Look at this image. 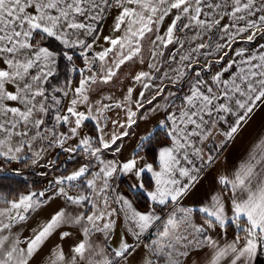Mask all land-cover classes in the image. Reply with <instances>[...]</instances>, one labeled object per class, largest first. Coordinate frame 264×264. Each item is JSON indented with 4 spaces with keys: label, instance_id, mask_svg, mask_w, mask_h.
<instances>
[{
    "label": "snow or ice",
    "instance_id": "1",
    "mask_svg": "<svg viewBox=\"0 0 264 264\" xmlns=\"http://www.w3.org/2000/svg\"><path fill=\"white\" fill-rule=\"evenodd\" d=\"M111 9L120 35L94 51ZM146 60L122 99L104 94L122 66ZM61 61L75 85L56 80ZM262 108L264 0H0V185L27 181L13 164L52 175L40 191L0 194V264H36L53 237L40 264H129L141 248V264H201L191 259L201 252L202 264H261L264 134L232 168L224 154ZM213 172L215 187L186 206ZM120 175L147 210L117 190ZM54 201L30 235L13 231Z\"/></svg>",
    "mask_w": 264,
    "mask_h": 264
},
{
    "label": "rangeland",
    "instance_id": "2",
    "mask_svg": "<svg viewBox=\"0 0 264 264\" xmlns=\"http://www.w3.org/2000/svg\"><path fill=\"white\" fill-rule=\"evenodd\" d=\"M110 14H112V16L114 17V20H115L116 15L119 14V10H117V9H111L110 10ZM167 22L168 21L166 20L165 25L162 26V28H161V31L164 30V27H166ZM106 24L107 23H106V20H105V26H103V30H101V33H100V39L98 40V42L100 44L99 45L100 50L102 49V47H107L108 46L105 43V41L103 40V37L104 36H118V35H120V33H118V32H114L113 30L107 29ZM103 25H104V23H103ZM145 55H146V53H145ZM74 59H75L76 65L77 66H80L79 64H81V63H79L77 61V58H74ZM140 70H145V71L148 70L147 69V60H146V62H145L144 65H141L139 63H129V64H125L119 70V73H118L117 78H114L113 84L103 86V92H104V94H111V95H113L114 99H116V100L122 99L124 93L127 90V88L133 86V82L130 79V76L132 74H134L135 72H138ZM140 90H141V88L137 85L136 86V91L133 94L134 95V98L138 95V93H139ZM146 95H147V93H146ZM93 98H96V97H93ZM111 115L113 116V118H115V114L114 113H112ZM144 127H145V125L144 124H141V130ZM84 131H86V129H84ZM136 143H137V141H136L135 137H133L131 139H126L125 140L124 151H123V154L121 155L120 158L121 159H124V158L128 157L129 154L132 152L133 148L135 147ZM53 155H55V154H53ZM107 158H111V153H108L107 154ZM60 160L61 161H64V163H65L67 161L66 154L61 153L60 154ZM77 166H75V167H77ZM16 167H19L21 169V171H22L23 174H26L27 171H34V172H36V173H38L40 175V173L43 171V169H40L38 167L26 168L23 164H19V165L13 164V165H10L9 166V168H16ZM54 174H57L58 175L59 173L57 172V173H54ZM40 176H41V180H42L41 181V184L39 186L35 187V188H32L31 190H34V191H40V190H42L47 185L48 181L50 179H52V175H49L47 177L42 176V175H40ZM121 179H124L126 182H128L129 185L134 182L133 179L131 177H127V176L120 175V176H118L115 179V182L114 183H115L116 186H118V189H117L118 191H120V192L124 193L125 195L129 196V198L134 201V199H133L132 195L129 193V191L126 188H124L122 186V184L120 183L121 182ZM134 203H135V201H134ZM59 204H60L59 201H55L52 205H50L49 207H47L44 210H42V212L45 213V214L46 213H51V212H53L59 206ZM2 206L3 205H0V207H2ZM137 208L139 209V207H137ZM139 210H141V209H139ZM145 210H147V209H145ZM157 212L162 217H164V213L163 212H161L160 210H157ZM165 215H166V212H165ZM36 225H37L36 220L34 219V221L32 223V219H31V220L28 221V223L26 225L21 226L20 228H15V229L20 230V231H25V232H28L30 234V231L34 227H36ZM119 234L120 233H119V230H118L116 236L114 237L113 245H115V241L118 240ZM146 235L147 236L145 237L144 243H148L151 239L155 238L156 230L155 229L150 230V232L148 234H146ZM57 242L58 241H56V243ZM143 256H144V250L141 248L140 250H138V252L134 256H132L130 258L129 264H131V263L132 264H137V262H141Z\"/></svg>",
    "mask_w": 264,
    "mask_h": 264
},
{
    "label": "crops",
    "instance_id": "3",
    "mask_svg": "<svg viewBox=\"0 0 264 264\" xmlns=\"http://www.w3.org/2000/svg\"><path fill=\"white\" fill-rule=\"evenodd\" d=\"M114 12V11H113ZM115 13V12H114ZM105 20H106V27L107 29L113 30V23H114V17L112 16V14L109 13L107 14L106 18L103 20L102 25H101V30H103V26H105ZM104 23V25H103ZM101 33V31H100ZM99 42L97 41V43L94 45V51H99L100 47H99ZM243 46V45H241ZM78 53V52H77ZM63 82L62 80H58ZM54 83L56 81H53ZM75 84V82H73ZM262 134H264V108L260 109L256 115L253 117V119L249 122V124L242 130V132L240 133V135L237 137L236 141L229 146V149L225 152L224 154V167L227 168H232L235 164H237L241 159H243L250 146L253 144L254 141H256V139L258 137H260ZM144 155V154H142ZM147 158V157H146ZM148 159V158H147ZM148 162H150V160L148 159ZM218 171H223V167L218 169ZM216 172H213L210 176H208L206 179H204V181L202 182L201 185L198 186V188L196 190H194V193L189 196L188 198H186L183 203L186 206H198V202L200 201V199L203 197L204 193L211 187H215V185L212 183L213 177L216 176ZM124 180V179H123ZM125 181V180H124ZM126 182V181H125ZM121 183V182H120ZM128 184V182H126ZM129 185V184H128ZM146 189L151 190L150 188H147L145 186ZM144 192V191H143ZM130 193V192H129ZM145 193V192H144ZM131 194V193H130ZM146 194V193H145ZM132 195V194H131ZM133 197V196H132ZM134 199V197H133ZM135 201V199H134ZM55 202V201H54ZM52 202V204L54 203ZM135 205L136 207H139L138 203L135 201ZM51 204V205H52ZM139 209H141V211H144L147 208H141L139 207ZM157 210H160L157 208ZM162 212V211H161ZM165 212H167V210H165ZM165 212H164V216H165ZM50 213H43L42 211L39 213V215H37L35 218L32 219V223L34 221V219L36 220V222L38 223L39 221L46 219L49 216ZM31 220V219H30ZM21 226L24 225H17L16 228H20ZM13 231H17L20 232L22 237L24 236H28L30 235L28 232L25 231H20L17 229H14ZM31 233V231H30ZM232 236V231L229 230L228 232V238L230 239ZM145 240V239H144ZM56 241H58L57 237H53L52 240L49 242V245L45 247L44 251L41 253L40 257H37V262L36 264H40V259L41 257L44 255V253L47 252L48 247H51L53 244L56 243ZM71 241H68L65 243V250L67 251V247L68 244H70ZM191 259H197L201 262H203L204 259V253H198V254H194ZM132 264V263H131ZM137 264H141V262H137ZM188 264H191V262L189 261ZM261 264H264V261H261Z\"/></svg>",
    "mask_w": 264,
    "mask_h": 264
},
{
    "label": "trees",
    "instance_id": "4",
    "mask_svg": "<svg viewBox=\"0 0 264 264\" xmlns=\"http://www.w3.org/2000/svg\"><path fill=\"white\" fill-rule=\"evenodd\" d=\"M52 47L55 48L56 45L53 43ZM74 58H77V61L79 63H81L79 65L82 66V60L78 57V53H76L74 55ZM66 63L67 62H65V61L60 62L58 76H57L56 80L64 81V79L67 76L68 78L72 79L73 82L76 83L79 79V76L77 73H66V69H65ZM69 67H70V65H69ZM85 129L88 133L91 134L93 132V129H94V122H91V121L87 122ZM155 151H156V148L154 147L153 149H151L146 154V157L150 160V162H153V157H154ZM141 154L145 155V153H143V152ZM64 164L68 170H71L72 168L77 166V164L75 162L68 161V160ZM24 175L27 177L26 182L21 180L19 183H13L10 187L6 186L7 182H5V184L0 185V194H3L5 196H7L8 198H12L20 192H27V191L31 190L32 188H35L41 184V181H42L41 176L38 173H36L34 171H27L26 174H24ZM143 182L147 188L151 187L152 181H151L150 174H148V173L144 174ZM121 184L124 188H126L129 191V185L123 179H121ZM129 192L132 194L135 201L138 203L139 207H141V208H148L149 207L150 201L147 199V196L143 191L136 190L134 192H131V191H129ZM164 212H165V210L163 211V213ZM230 231H232V230L230 229Z\"/></svg>",
    "mask_w": 264,
    "mask_h": 264
}]
</instances>
